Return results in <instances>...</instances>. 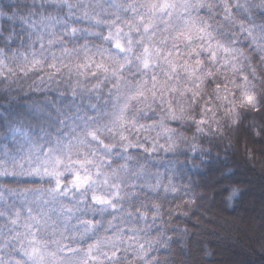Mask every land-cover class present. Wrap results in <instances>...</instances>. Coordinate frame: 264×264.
<instances>
[{
  "label": "snow or ice",
  "instance_id": "6c2138e0",
  "mask_svg": "<svg viewBox=\"0 0 264 264\" xmlns=\"http://www.w3.org/2000/svg\"><path fill=\"white\" fill-rule=\"evenodd\" d=\"M18 73L58 94L0 112V264H187L173 222L203 196L132 150L264 155V0H0V82Z\"/></svg>",
  "mask_w": 264,
  "mask_h": 264
},
{
  "label": "trees",
  "instance_id": "16d2710c",
  "mask_svg": "<svg viewBox=\"0 0 264 264\" xmlns=\"http://www.w3.org/2000/svg\"><path fill=\"white\" fill-rule=\"evenodd\" d=\"M79 43H83V41L81 40ZM69 47H72V45L69 44ZM36 48H39L38 44ZM57 54L59 55V52ZM12 66L15 67L14 63ZM47 71L49 70L45 69V72ZM64 71L66 73V70ZM41 74L43 73L30 74L29 77L24 78L22 74L18 73L17 75L20 76V79L12 77L8 81L0 82V112H3L6 108L18 111L20 110L19 106L27 103L30 99L37 97L43 99L45 88L49 89V96H56L58 93L55 91V81L42 85L40 92L31 89L33 81L39 83L38 76ZM58 79L66 80L67 76L58 77ZM13 81L16 82L13 83ZM45 81H47L46 75ZM60 87L66 88L67 85L61 83ZM106 92L107 88H105ZM216 103L219 102L217 101ZM222 115L223 113L218 111V116ZM141 122L151 123L150 120ZM2 133L3 128L0 126V152L5 149L12 151L18 147L10 137L5 139ZM151 135L155 136V132L151 133ZM188 135L191 136L192 132H188ZM134 136L135 134H133V138ZM197 142L201 143L204 149H211L210 156L205 157L207 163L202 164L198 170L191 169V162H189V167H183L185 159L183 156L178 158L179 163H177L176 158L172 154H166L163 150L152 153L150 157L142 149L132 150L141 161L148 158L149 171L152 173L159 171L163 174L167 171L168 175H173V183L181 189L179 196L184 195V186L187 184H191L195 192L203 196V199L198 200L197 206L193 207L190 218L181 217L178 221L173 222V226L177 223L181 228L187 226L190 232L186 244L180 246L183 252L186 253L184 259L187 260V264H264V252L257 251L261 249L259 247L260 244H258L257 249L250 247L248 243L243 241L234 227V219H230V213L236 212V210L241 208L244 197L250 194L251 185H264V155L261 154L260 145H248L249 149H254V158H249L245 151L242 137L239 142L233 138L231 143H229L228 139L223 141L216 139L214 145H210L207 140L198 139ZM136 183L139 184L141 181L138 180ZM233 185L242 187L243 191L235 198L233 206L228 207L223 194L226 193L228 187ZM11 186L17 187L16 185ZM25 186L28 185H19L20 188ZM173 195L175 194L169 193V201H172ZM179 196L173 202V206L174 203L179 202ZM6 199L8 203H12L14 198L9 195ZM16 204L20 206V201L17 200ZM127 207L128 205L125 203V208L127 209ZM164 207L166 209L168 203H165ZM214 217L219 219L218 223L213 222ZM222 217L229 218V220ZM89 218H91V214H89ZM96 218H99V216L97 215ZM110 218L109 216L108 219ZM198 218L199 223H196ZM148 219L151 221V213H149ZM3 223V220H0V226ZM221 245L227 246L228 249L233 250L232 252L240 250L241 252L244 251L245 254L247 251L244 250V247L251 248V250L250 254L248 256L245 254L239 263L230 262L229 257H227L228 259H223V262L217 256L219 249L222 248ZM206 249L211 250V256L205 254ZM179 256L180 250L178 248L177 258Z\"/></svg>",
  "mask_w": 264,
  "mask_h": 264
},
{
  "label": "rangeland",
  "instance_id": "374dc122",
  "mask_svg": "<svg viewBox=\"0 0 264 264\" xmlns=\"http://www.w3.org/2000/svg\"><path fill=\"white\" fill-rule=\"evenodd\" d=\"M222 218L229 220V218L226 217ZM230 219H234V227L237 229L243 241L254 249H257L258 244H260L259 247L261 249L257 251L264 252V248L261 247V241L264 240V185L254 186V184H252L250 194L244 197L241 208L236 210V212L230 213ZM213 222L218 223L219 219L214 217ZM221 246L222 248L219 249V253L217 254L220 260L222 259L223 261V259H228L227 257H229V260H231L230 262L235 263L241 262V258H244L245 254L248 256L251 250V248L244 247V250L247 251V253L244 254V251L235 250L232 252L233 250L231 251L227 246Z\"/></svg>",
  "mask_w": 264,
  "mask_h": 264
},
{
  "label": "clouds",
  "instance_id": "9594fccd",
  "mask_svg": "<svg viewBox=\"0 0 264 264\" xmlns=\"http://www.w3.org/2000/svg\"><path fill=\"white\" fill-rule=\"evenodd\" d=\"M243 191L242 187L238 186V185H233L227 188L226 193L223 194V198L224 200L227 201V206L228 207H232L234 200L236 197L239 196V194ZM235 194V195H234ZM230 197H232L230 199ZM205 254L208 256H211V250L210 249H206Z\"/></svg>",
  "mask_w": 264,
  "mask_h": 264
}]
</instances>
